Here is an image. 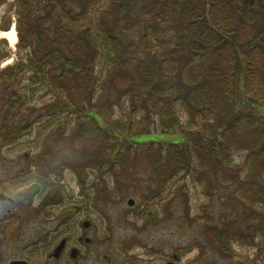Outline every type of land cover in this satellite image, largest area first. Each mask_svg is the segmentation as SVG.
Instances as JSON below:
<instances>
[{
	"label": "trees",
	"instance_id": "16d2710c",
	"mask_svg": "<svg viewBox=\"0 0 264 264\" xmlns=\"http://www.w3.org/2000/svg\"><path fill=\"white\" fill-rule=\"evenodd\" d=\"M8 1L0 0V7ZM97 1L12 3L18 17L17 47L24 56L15 67L0 71L3 99L11 109L26 103L16 91L29 72L51 101L34 121L24 118L16 128L14 118L3 133L29 135L28 127L38 123L44 140H79L81 148L93 154L88 165L99 172L118 167L124 172L116 174L128 177L136 166L146 165L158 171L161 181L173 176L169 167H190L199 179L213 176L220 183V178L227 179L226 168H232L233 153L246 152V179H264V0H110L101 15L95 14ZM83 22L90 24L82 27ZM124 28L134 29L138 55L144 52L148 57L123 56L134 46H122ZM149 37L160 43L158 49H148ZM103 50L111 70L115 68L110 85L124 86L131 104L139 103L136 110L145 114V121L136 126L138 133L150 128L146 118L153 120L152 126L156 123L152 114L161 134L183 131L176 108L188 118L190 128L199 120L205 122L204 129L180 147L119 139L113 132L111 107L94 101L95 89L100 88L95 69ZM6 58L0 49V63ZM170 82L175 84L167 86ZM263 181L248 195L260 208L249 206L245 229L229 227L225 238L213 239L222 250L231 239L249 244L259 238L264 245Z\"/></svg>",
	"mask_w": 264,
	"mask_h": 264
},
{
	"label": "rangeland",
	"instance_id": "374dc122",
	"mask_svg": "<svg viewBox=\"0 0 264 264\" xmlns=\"http://www.w3.org/2000/svg\"><path fill=\"white\" fill-rule=\"evenodd\" d=\"M14 1L9 0L7 5L0 7V32H7L14 28L17 36V43L14 46H10L7 40L0 39V49L7 55V58L0 63V71L15 67L24 56V51L19 50L17 47L19 40L18 17L14 13V5H12ZM109 2L110 0H98L94 6L97 11L95 14L101 13L100 11ZM89 24L83 22L81 26H89ZM76 26H78V23ZM124 29L126 35L122 40V46L126 48L129 45L134 46L130 48L131 51H123V56L125 58L132 56L136 60H139L142 55L148 57L144 52L138 55L139 51L133 38L134 29ZM151 40L153 41L151 42ZM147 44H151L148 46L150 51L160 47V43L154 37H149ZM102 48H106L105 45H102ZM100 60L101 64H98L95 69L100 88L95 89L94 101H98V106L105 105L108 109L111 107L110 118L116 123L113 132L118 134L119 139L128 140L129 142L139 141L138 143L161 142L164 147L178 143L180 147L185 145L187 141L190 142L196 132L203 130L206 126L205 122L197 120L190 128L188 118L181 110L176 108L181 124H183V131L169 135L161 134L157 130L158 118L155 114H152L151 117L154 118L156 123L152 126L151 122L153 120L146 118L150 128L146 129L144 133H138L136 126L145 121V119H142L145 116L144 112L136 110L139 103L136 105L131 104V99L126 95L125 89H121L124 86L114 88L110 85L114 80L115 68L111 70V63L104 50ZM108 69L111 70L109 76L104 77ZM30 77L29 72L24 74L16 91L18 93L17 98L26 99L25 104L17 105V107L12 106L14 109H11L10 105L6 104L8 99L4 100L0 91V133L3 127L9 121H13L14 118H17L16 128H19L18 123L24 118L27 123L34 121L44 112L45 108L43 106L51 101V97L45 93L46 88L41 89L30 80ZM174 84L170 82L167 86ZM64 118L66 120L68 118V121L74 123V117L68 115L67 118L65 116ZM60 123L63 125L61 121ZM28 128L29 136L24 142H37L36 148L32 151L35 156L34 159L42 167L53 168L52 178L55 181V186H59V193L65 203L45 210L40 216L41 222L51 221V218L48 219L49 214L51 216L53 214L59 215V212L63 209L67 208L66 210L72 211L73 206H76L80 208L82 213L86 212L87 216L97 221L100 225V231H118L119 233L133 230H159L165 232L164 234L167 235L166 240L173 245L178 244L183 250L188 247H195L187 257L191 258L199 252V263L226 264L231 261L232 257H222L220 252L222 248L213 243V239L225 238L229 227L245 229L246 216L251 209L249 206H253V209L260 208L259 204L254 203L253 199L250 200L248 195L251 193L253 185L264 179H246L248 168V164L247 166L245 164L246 152L233 153L232 168H226L227 179L220 178V183L215 182L213 176L205 175L204 178L199 179V175L193 172V168L190 167L187 171L169 167V172L173 173V176L166 178L165 181L157 178L158 171L154 172L146 165L136 166L132 171H129V173H132L128 177H122L116 174L124 172L118 167L99 172L93 165H88L92 162L93 154L87 149L81 148L83 146L79 140H71L70 138H67L66 141H60L59 139V141H55L50 138V140H44V136L38 134L41 129L38 123L32 124ZM131 147L132 150L137 149L134 146ZM28 151L29 147L24 145L16 152H18V155H22ZM16 156V153L1 152L0 166H10ZM248 163H250V160ZM163 169L164 171L168 170L166 167H163ZM116 179L118 185L115 183ZM157 184L161 186L159 187ZM82 187L85 190L83 197L81 196ZM158 188H161V190ZM154 192L158 193L154 194ZM130 200L134 201L132 205L128 204ZM138 210H141L142 214L152 212L151 215H157L156 223L148 224L146 227L142 219L137 216ZM245 214L247 215L245 216ZM56 221L52 220L47 223L45 225L47 230H51L56 225ZM224 244L223 250H232L234 257L243 256L249 260L253 258L257 260L258 258V264L262 263L260 260L264 257V245H260L259 238L249 244L234 239L225 241ZM257 246L262 252L260 255L257 254Z\"/></svg>",
	"mask_w": 264,
	"mask_h": 264
},
{
	"label": "flooded vegetation",
	"instance_id": "af4514ba",
	"mask_svg": "<svg viewBox=\"0 0 264 264\" xmlns=\"http://www.w3.org/2000/svg\"><path fill=\"white\" fill-rule=\"evenodd\" d=\"M5 131L3 127L0 153L5 151L17 156L10 166H0V264H202L198 262L199 252L187 257L195 247L183 250L166 240L165 232L154 229L103 232L97 221L76 206L72 211L61 209L59 215L49 214L48 219L57 221L47 230L45 225L51 221L41 222L42 213L65 204L52 178L53 168L38 166L32 154L37 144L31 140L24 142L29 135L7 136ZM8 138L9 142L3 141ZM24 145L30 152L18 155L16 151ZM137 213L146 227L158 219L152 212L142 214L138 210ZM220 252L222 257H232L226 264H258L259 261L234 257L230 249ZM257 254H262L258 247ZM260 261L264 264V257Z\"/></svg>",
	"mask_w": 264,
	"mask_h": 264
},
{
	"label": "bare ground",
	"instance_id": "6f19581e",
	"mask_svg": "<svg viewBox=\"0 0 264 264\" xmlns=\"http://www.w3.org/2000/svg\"><path fill=\"white\" fill-rule=\"evenodd\" d=\"M0 39L7 40L10 46L16 45L17 36L14 28H11L7 32H0Z\"/></svg>",
	"mask_w": 264,
	"mask_h": 264
},
{
	"label": "water",
	"instance_id": "95a60500",
	"mask_svg": "<svg viewBox=\"0 0 264 264\" xmlns=\"http://www.w3.org/2000/svg\"><path fill=\"white\" fill-rule=\"evenodd\" d=\"M132 203H133V201H132V200H130V201L128 202V204H129V205H132Z\"/></svg>",
	"mask_w": 264,
	"mask_h": 264
}]
</instances>
